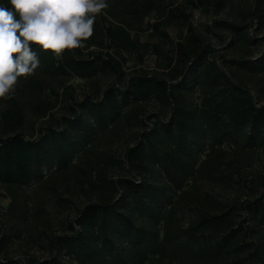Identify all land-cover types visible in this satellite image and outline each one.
Segmentation results:
<instances>
[{
	"label": "rangeland",
	"instance_id": "1",
	"mask_svg": "<svg viewBox=\"0 0 264 264\" xmlns=\"http://www.w3.org/2000/svg\"><path fill=\"white\" fill-rule=\"evenodd\" d=\"M159 1L188 13L199 44L211 49L214 66L205 63V71L204 64H197L191 71L190 82L198 85L204 100L202 107L196 105L198 92L194 90L183 92L179 101L194 113L193 133L182 145L164 132L151 135L152 144L147 142L141 147V167L146 169L136 167L128 172L122 168L121 160L125 149L136 143L134 106L126 107L122 116H106L111 128L98 125L88 137L69 130L61 119L69 115L68 106L82 100L85 94L96 93L97 87L103 90L115 82L114 73L100 74L94 81L71 78L60 83L39 66L34 74L19 79L12 98L20 103L24 122L17 131L40 143L45 158L39 166L34 165L30 185L0 183V235L8 237V257L22 264L30 257L47 258L50 236L70 233L69 222L74 221L89 199L112 194L107 185L95 190L93 182L99 178V168L109 174L107 178L134 177L133 173L144 172L147 179L166 190L161 201L170 202L165 207L161 203L160 209L135 214V224L149 232L146 238L137 239L124 232L121 225L114 226L110 236L118 252H111L108 244L99 242L101 258L97 263L86 260L85 264H264V221H259L262 212L254 204L264 203V130L248 134L246 127L222 133L211 124L206 112L230 89L222 76H216L218 72L225 73L232 84L250 95L257 107H264V72H251L239 66L243 60L255 63L264 56V0H224L218 12L194 9L185 0ZM128 2L107 0L108 7L96 14L93 35L85 45L88 50L98 49L99 42H107L105 28L110 24L122 25L138 42L136 50L121 56L113 53L122 62L125 75L138 68L163 75L166 55H178V42L187 45V23L162 20L155 30L151 24L159 16L153 11L132 17L126 12ZM138 51H145L142 62L137 59ZM26 79L37 81L43 90L32 89ZM55 97L49 114L41 116L32 110L36 98ZM8 99L0 97V112ZM162 109L159 104L148 102L138 113L149 122L147 116L161 113ZM49 127L64 130L63 135L52 137ZM43 135L45 139L41 140ZM87 141L90 147L85 146ZM202 141L211 145V151L206 162L198 164L195 152ZM173 151L180 159L171 169L179 188L167 180L159 163L161 157L165 165V153ZM61 155L66 159L63 167L58 166ZM221 213H227L222 225L201 222L206 214ZM229 225L236 230L231 236ZM62 259L79 264L64 254Z\"/></svg>",
	"mask_w": 264,
	"mask_h": 264
},
{
	"label": "trees",
	"instance_id": "2",
	"mask_svg": "<svg viewBox=\"0 0 264 264\" xmlns=\"http://www.w3.org/2000/svg\"><path fill=\"white\" fill-rule=\"evenodd\" d=\"M185 1L194 9H212L214 12L220 11L224 3V0ZM7 4L8 0H0V5L11 7ZM153 11L159 16L158 21L151 24L155 30H158V22L162 20H181L187 23L189 32V36L185 39L187 45L180 42L176 44L178 55L176 57L166 55L163 75L153 74L143 68L136 69L128 76L125 75L122 62L114 54L121 56L123 52L136 50L138 42L131 37L125 27L118 24H110L105 28L104 35L107 42L104 44L99 42L98 49L88 50L84 44L82 48L66 49L59 59L51 50H41L39 45H31L39 57L41 71L53 79H58L60 83L71 78L94 81L100 74L109 72L116 75V81L107 85L103 90L97 87L96 93L85 94L82 100L69 105V115L61 119L65 127L76 133L80 132V135L85 137L93 133L98 125L111 128L106 116H122L126 107L134 106L138 129L135 134L136 143L125 149L124 158L121 160L122 168L128 172L136 167L146 169L141 167L140 159L144 156L141 147L147 142L152 144L151 135L164 132L168 136H174L178 145L185 143L189 133L192 134L194 131V113L179 102L182 101L180 98L183 92L194 90V93L198 92L199 101L196 105L199 108L202 107L204 100L197 88L198 85L190 82L192 80L191 71L197 64H204V70H207L206 64L214 66L211 49L199 44L189 23L190 15L184 10L167 7L159 0H129L126 6V12L132 17H143ZM144 52L136 53L139 62H142ZM239 66L251 72H264V56L255 63L250 59L243 60ZM216 76H222L223 80L229 83L230 89L214 101L210 109L206 110L211 124L222 133L238 131L246 127L249 128L246 131L248 134L251 131L264 130V107H257L252 97L245 94L239 86L232 84L225 73L218 72ZM21 78L18 77V80ZM25 82L37 92L43 90L37 81L26 79ZM52 92L57 95L56 91L52 90ZM56 99L57 97L54 100L36 98L31 108L35 113L45 116L55 106ZM148 102H155L163 108L161 113L147 116L149 122L138 113L141 106ZM0 120L2 122L0 183L30 185L35 175L34 165L39 166L44 161L45 150L36 140L28 139L17 131L22 127L24 118L22 107L15 98L8 99L6 107L0 112ZM63 132L64 130L49 127V134L52 137L63 135ZM10 133L12 135H9ZM41 138L44 140V135ZM85 146L90 147V141H87ZM210 151L211 145L207 141L199 143L195 152L198 164L206 162L205 159ZM165 155L166 164L163 165L161 157L159 163L164 169L167 180L179 188L171 169L180 159L175 151L165 153ZM58 159L59 167L66 165L64 155L59 156ZM97 175L99 178L93 182L95 190L107 185L112 194L98 195L93 200L89 199L88 203L79 209L74 221L69 222L70 233L53 235L48 238L49 256L47 258L37 260L30 257L23 264H74L71 261L65 262L62 259L63 254L76 259L79 264H85L86 260L97 263L102 256V247L99 246V242L102 245L108 244L111 252H118L110 236L111 229L116 228L114 226L121 225L124 232L131 233L137 239L148 236L147 229L135 224L134 216L137 212L141 214L143 210L165 207L170 202V199L161 201L166 190L147 179L144 172H135L134 177L107 178L109 174L98 168ZM254 204L262 212L259 221H264V203ZM226 217L227 213L206 214L201 222L222 225ZM235 231V228L229 225L228 235L231 236ZM7 243L8 237L0 235V264H22L20 260L5 254Z\"/></svg>",
	"mask_w": 264,
	"mask_h": 264
},
{
	"label": "clouds",
	"instance_id": "3",
	"mask_svg": "<svg viewBox=\"0 0 264 264\" xmlns=\"http://www.w3.org/2000/svg\"><path fill=\"white\" fill-rule=\"evenodd\" d=\"M0 5V97L11 98L18 77L34 74L40 60L31 45L51 50L84 47L93 35L96 14L107 0H8Z\"/></svg>",
	"mask_w": 264,
	"mask_h": 264
}]
</instances>
